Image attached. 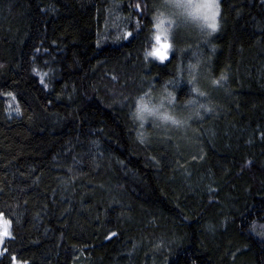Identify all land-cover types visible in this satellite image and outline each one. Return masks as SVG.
<instances>
[{"label": "trees", "instance_id": "trees-1", "mask_svg": "<svg viewBox=\"0 0 264 264\" xmlns=\"http://www.w3.org/2000/svg\"><path fill=\"white\" fill-rule=\"evenodd\" d=\"M164 2L0 0V264H264V0L157 62Z\"/></svg>", "mask_w": 264, "mask_h": 264}, {"label": "rangeland", "instance_id": "rangeland-1", "mask_svg": "<svg viewBox=\"0 0 264 264\" xmlns=\"http://www.w3.org/2000/svg\"><path fill=\"white\" fill-rule=\"evenodd\" d=\"M220 1L221 0H165L164 4H167L169 9L166 12L161 10V12H157L155 15L154 43L147 56L148 60L150 55L157 60V62L168 59L173 49L176 48V46L172 44L171 38L175 39V41H185L187 40L185 37H189L192 33L198 31L200 39L204 42L206 37L209 36L208 34L216 32L219 27L218 16ZM205 5H211V7H205ZM196 22L200 23L199 28L202 30H197L195 25ZM212 25H215V28H213ZM175 33H177L176 36L174 35ZM178 34L180 35L178 36ZM157 36L160 37L159 42L157 41ZM213 84L216 85L215 83ZM162 93H159V95L161 94L158 97L159 100L154 102V104L164 100V112L160 110L161 107H156V105H151L144 100H140L136 116L141 125L147 124L148 121L164 123L174 118L170 108V102L172 101L171 97L168 96L165 90ZM149 110L155 114H150ZM161 116H167L169 119L163 121L160 118ZM5 222L6 221L0 218L1 243H3L2 241L8 236V234L5 235V229H7V233L9 232V225ZM254 229L264 232L263 225H255Z\"/></svg>", "mask_w": 264, "mask_h": 264}, {"label": "snow or ice", "instance_id": "snow-or-ice-1", "mask_svg": "<svg viewBox=\"0 0 264 264\" xmlns=\"http://www.w3.org/2000/svg\"><path fill=\"white\" fill-rule=\"evenodd\" d=\"M205 7H211V5H205ZM212 27L213 28H215V25H212ZM159 39H160V37L159 36H157V41L159 42ZM167 118V117H166ZM174 123H175V121H173ZM5 223H7V222H5ZM8 233H7V229H5V235H7Z\"/></svg>", "mask_w": 264, "mask_h": 264}, {"label": "clouds", "instance_id": "clouds-1", "mask_svg": "<svg viewBox=\"0 0 264 264\" xmlns=\"http://www.w3.org/2000/svg\"><path fill=\"white\" fill-rule=\"evenodd\" d=\"M149 113L150 114H155V113H153V112H151V110H149ZM167 116H161L160 118L163 120V121H167L169 118L167 117Z\"/></svg>", "mask_w": 264, "mask_h": 264}, {"label": "bare ground", "instance_id": "bare-ground-1", "mask_svg": "<svg viewBox=\"0 0 264 264\" xmlns=\"http://www.w3.org/2000/svg\"><path fill=\"white\" fill-rule=\"evenodd\" d=\"M195 25H196L197 30H202V29L199 28L200 27V23L196 22Z\"/></svg>", "mask_w": 264, "mask_h": 264}]
</instances>
